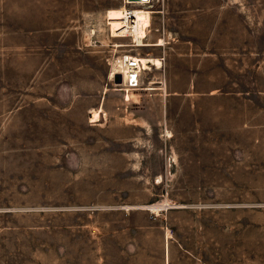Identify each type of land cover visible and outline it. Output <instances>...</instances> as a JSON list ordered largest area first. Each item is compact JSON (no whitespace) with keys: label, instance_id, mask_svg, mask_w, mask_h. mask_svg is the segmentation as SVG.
Wrapping results in <instances>:
<instances>
[{"label":"rangeland","instance_id":"1","mask_svg":"<svg viewBox=\"0 0 264 264\" xmlns=\"http://www.w3.org/2000/svg\"><path fill=\"white\" fill-rule=\"evenodd\" d=\"M125 1L0 0V264H157L156 225L164 242H181L184 205L204 211L191 220L206 233V264H264V218L235 234L209 191L200 206L198 187L183 185L193 155L183 153L182 99L165 104L156 72L145 84L158 90L128 101L114 90L110 64L150 51L112 38L107 12L169 15L168 0ZM195 1L221 3L228 18L237 8L264 33V0ZM103 91V119L90 123L85 107Z\"/></svg>","mask_w":264,"mask_h":264},{"label":"crops","instance_id":"2","mask_svg":"<svg viewBox=\"0 0 264 264\" xmlns=\"http://www.w3.org/2000/svg\"><path fill=\"white\" fill-rule=\"evenodd\" d=\"M173 1L168 0L169 15L163 12L150 20L146 41L162 45L139 48L150 51L140 58L147 60L153 51L156 57L150 59L163 58L161 70L145 72L142 82L156 72L163 80L165 104L182 99L183 153L193 155L183 169V185L198 187L200 206L209 191L221 203L216 212L231 213L235 234L241 227L248 234L255 218H264V33L255 32L254 21L239 18L237 8L236 17L228 18L221 3L203 8L186 0L185 9L172 10ZM105 93L99 102L86 105L84 113L90 117L102 111V120ZM178 212L184 218L181 242H164L162 224L156 225L157 264H206L201 258L206 233L191 220L192 212L204 211L184 205Z\"/></svg>","mask_w":264,"mask_h":264},{"label":"built area","instance_id":"3","mask_svg":"<svg viewBox=\"0 0 264 264\" xmlns=\"http://www.w3.org/2000/svg\"><path fill=\"white\" fill-rule=\"evenodd\" d=\"M151 2H152V0H144V1H140V2H130V3H141V5H150ZM107 21H109V20L107 19ZM120 21L122 22V27H121L122 33L120 34V36H122V37H120V38L129 39V41H130V43L128 45H126L129 47H125V48L131 49L130 51H133L135 49H139L140 47H138L139 46L138 43H136L132 39V33L136 27V21L134 18V11L132 9L126 7L124 10L123 19ZM150 23H151V21L149 18V24L145 28V37L143 39L144 41H146L148 31L150 30ZM90 34H91L90 35L91 37H94L95 31L92 30L90 32ZM111 34H112V32H111ZM91 37H90V39H92ZM146 44L147 43H144V45H146ZM158 44H159V42H157L153 45H158ZM157 60L160 63L159 67L156 66L155 64H152L149 62V63H147L148 70H145L143 65H142V60L140 59V57L138 55L132 56V55H130V53H124L123 55L118 57L115 61H113L110 64L111 66L113 64L114 65L113 67L116 68V71L114 70V73L110 74L112 83H113L114 88H115L114 90L117 92L124 93V100L125 101H128L127 97H128L129 93L141 92V90H144V89H150V91L158 90L154 86L157 84L155 81L148 82L147 88H143V86H142L143 85L142 77H143V74L145 72L150 71L152 69L161 70L163 58L161 57L160 59H157ZM117 77H119V78H117Z\"/></svg>","mask_w":264,"mask_h":264},{"label":"bare ground","instance_id":"4","mask_svg":"<svg viewBox=\"0 0 264 264\" xmlns=\"http://www.w3.org/2000/svg\"><path fill=\"white\" fill-rule=\"evenodd\" d=\"M125 4L127 5H131L130 2L125 1ZM134 5H141V3H134ZM126 7L117 9V10H110L107 12V19L109 20L107 22V26L110 27V30L112 32L111 37H117L120 38L122 36H120L121 32V27H122V22L120 20L123 19V15H124V10ZM134 11V18L136 21V27L132 33V39L138 43V47H151L152 45L150 44H146L144 45V37H145V28L148 26L149 24V12H146L144 10H133ZM158 45H162V42L159 41ZM142 60V65L144 67L145 70H148V65L147 63H152L155 64L156 66H160V63L158 60H153L148 58L147 60L140 58ZM143 91V90H141ZM129 98V95L127 97V99ZM90 123H99L101 121V116L99 114V112H93L92 115L90 116ZM160 205V204H159ZM155 206V207H150L149 211L151 212H155L157 213L158 210L161 208V206ZM164 208V207H163ZM167 238H169V232H167Z\"/></svg>","mask_w":264,"mask_h":264},{"label":"water","instance_id":"5","mask_svg":"<svg viewBox=\"0 0 264 264\" xmlns=\"http://www.w3.org/2000/svg\"><path fill=\"white\" fill-rule=\"evenodd\" d=\"M128 2H140V1H144V0H127ZM119 78V77H117Z\"/></svg>","mask_w":264,"mask_h":264}]
</instances>
